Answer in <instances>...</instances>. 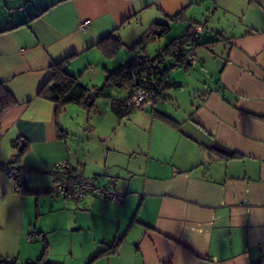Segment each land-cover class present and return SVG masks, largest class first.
Wrapping results in <instances>:
<instances>
[{
	"label": "crops",
	"instance_id": "obj_1",
	"mask_svg": "<svg viewBox=\"0 0 264 264\" xmlns=\"http://www.w3.org/2000/svg\"><path fill=\"white\" fill-rule=\"evenodd\" d=\"M194 1L0 0V82L16 100L0 115V164L27 171L18 186L0 167V258L13 262L0 264L30 263L32 250L43 244L49 250L50 232L81 238L85 230H98L99 214L106 220L99 250L117 243L113 257L129 251L116 264L264 261V0H211L207 17L220 18L215 36L201 42L217 41L197 48L193 67L210 60L200 49L212 51L222 41L223 51L212 60L218 61L217 81L186 116L170 113L164 96L151 117L141 109L124 117L134 119L130 124L115 118L107 100L104 116H90L95 103L88 109L91 129L79 138L68 112L79 117L83 106L69 103L61 114L38 96L51 64L72 54L65 71L100 86L108 71L130 60L114 65L116 54L106 56L100 39L113 34L125 44L126 35L116 32L127 24L132 33L143 32L137 20L147 9L164 22L187 7L185 31L190 20L198 22L188 16ZM85 19L90 24L82 29ZM111 91L119 98L121 90ZM59 161L122 192L124 204L92 195L76 204L53 195L49 171Z\"/></svg>",
	"mask_w": 264,
	"mask_h": 264
},
{
	"label": "trees",
	"instance_id": "obj_2",
	"mask_svg": "<svg viewBox=\"0 0 264 264\" xmlns=\"http://www.w3.org/2000/svg\"><path fill=\"white\" fill-rule=\"evenodd\" d=\"M186 9L187 7L181 8L171 15L169 19L174 21L186 20ZM190 21L191 23L181 35L172 38L154 56H151L148 53L145 46L146 41L160 40L170 32V25L167 22H153L150 24L138 39L128 47L129 50L135 52L130 60L117 66L115 69L108 71L104 82L100 86L85 85L80 82L78 76L71 75L65 71L64 67L69 62L70 58L74 56L73 54L55 61L51 64L52 73L48 80L40 87L38 96L54 102L58 112L62 111L69 103H77L86 109H90L97 98L104 96L108 97L110 110L117 118L128 117L135 108L126 105V100L135 93L137 89H148L159 99H162L164 98L163 94L165 89L177 86L176 82L172 81L170 78V66L176 64L178 67H183L184 69L190 67L188 62L182 56V51L185 45L191 40V26L194 23H200L194 22V20ZM203 26L205 29V25ZM204 29L202 33L204 32ZM202 33L199 42L196 44V57L197 48L201 44L205 45L217 41L216 39L201 42ZM98 45L103 46L104 54L110 57L124 44L118 36L109 34L104 36L103 39H100ZM111 88L124 91L126 96L124 98H118L105 95L104 91ZM15 104L16 100L12 93L0 82V115L3 110L12 107ZM159 117L175 126L178 123L167 115L161 114ZM16 146L18 145L16 144ZM23 150L24 147H19L20 153ZM117 245V243H114L107 246L95 257L104 253L116 252ZM37 260L38 261L35 263L27 264H52L47 260L44 261L45 259L43 260V257ZM0 263L13 262L0 258Z\"/></svg>",
	"mask_w": 264,
	"mask_h": 264
},
{
	"label": "rangeland",
	"instance_id": "obj_3",
	"mask_svg": "<svg viewBox=\"0 0 264 264\" xmlns=\"http://www.w3.org/2000/svg\"><path fill=\"white\" fill-rule=\"evenodd\" d=\"M139 2V1H137ZM153 11L144 10L141 15L138 16V24L144 25L145 30L150 26V23L153 19L157 17L154 11V9H151ZM211 12L214 10L213 8V2L211 0H195L193 5L188 11V16H192L195 18L198 22L205 25L204 32L202 33V38H208V37H214L213 34V27L217 26V20L219 15L215 13L214 17L208 18L207 16L210 15ZM16 11H13L12 13H15ZM208 18V19H206ZM155 21V20H153ZM156 22V21H155ZM167 22L170 25V32L166 34L164 37H162L160 40L157 41H146L145 46L148 51V53L151 56H154L156 53H158L172 38L179 36L181 33L184 32V29L187 26L186 21H180V22H173L169 20H164V23ZM162 23V22H161ZM131 24H136V20L134 19ZM128 24L124 25L122 29H120L116 34L120 35H126L127 39L125 40V44L120 47L115 52V62L114 65H118L120 59H124L127 61V59H130L133 56L134 51L129 50V46L132 45L133 42H135L138 37L142 34V32H133L131 30H128ZM126 29V31H125ZM142 31V30H141ZM132 39V40H130ZM223 44L222 41H218L214 43V45L211 47L212 51H208L207 48L200 49V51L205 52L207 51V54L210 57V60L204 64L201 68L198 64L197 67H189L188 69H184L182 67H173L170 69V77L172 81L176 82V84H179V86L171 87L164 90V96H168V98H165V102L167 106L169 107V112L172 114L178 115V117L186 116L192 109L193 105H195L198 101V98L200 97V94L207 91L209 85L212 86L213 83L217 81V70H218V61L213 62L212 60L216 59V55H219L220 52L223 50ZM202 48V47H201ZM106 94L113 96V92L110 90L106 91ZM117 96L119 98L124 96V93L122 91H119L117 93ZM108 97H99L95 101V109L92 110L93 114L99 113L101 116L102 109L104 106L106 107ZM103 107V108H102ZM136 109V108H135ZM65 110V109H64ZM64 110L60 111L61 114H64ZM81 113L79 114V117L77 114H74L73 111H69L68 119H74L77 120V124H71V130L75 132L77 137H81L85 132L89 131L87 129H91V120L90 116L88 115V109L82 107ZM135 112H138L137 110ZM146 113L145 111H141ZM147 114V113H146ZM151 117V113H148ZM103 115V113H102ZM66 116V115H65ZM104 116V115H103ZM115 116V115H114ZM116 118V116H115ZM126 119V118H122ZM108 120V119H107ZM134 119L130 117L129 119H126V122H130L132 124ZM73 121V120H72ZM137 122V121H136ZM140 125V124H139ZM141 126V125H140ZM140 130H143L140 128ZM136 129V127L132 126ZM138 130L140 136H146L147 132ZM100 217L99 222L97 221L98 230L94 231H83L81 234V238L79 237H71L69 234H67L65 231H53L50 232L49 235L47 234V241L49 244V250H46V244H43L42 248L40 250H32L34 256H36V259L32 260L30 263H35L38 261L37 259L42 258L44 261H48L52 264H116L115 261H122L124 256L129 252L128 250H121V255H117L113 257V254L110 253H104L101 254L99 257H95L97 253H99V249H102V245L99 243L101 240L100 233L102 230L101 227L106 224V220L101 218V215H98ZM99 236V237H97ZM121 233L118 234V238H120ZM117 238V239H118ZM42 239H37L34 242H38ZM80 241V243H79ZM71 243V245H69ZM80 244V246H79ZM95 259L93 262H91V259ZM42 260V259H41ZM91 262V263H90ZM39 263V262H38Z\"/></svg>",
	"mask_w": 264,
	"mask_h": 264
},
{
	"label": "built area",
	"instance_id": "obj_4",
	"mask_svg": "<svg viewBox=\"0 0 264 264\" xmlns=\"http://www.w3.org/2000/svg\"><path fill=\"white\" fill-rule=\"evenodd\" d=\"M89 24L90 19H85L80 23V27L85 29ZM203 29L204 26L200 23H194L191 26V40L182 51V56L190 67H193L196 63V44L199 42ZM173 67L178 66L173 64L170 69ZM159 100L152 91L139 88L127 98L126 105L136 109L147 110L153 114ZM0 167L7 176L17 182L18 186L24 185L25 177L27 176L26 170H18L13 165L3 163L0 164ZM49 177L51 193L55 196H61L66 201H72L77 204L87 196L92 195L119 205L124 204L125 195L122 192L98 183L95 176L72 173L68 163L65 161L56 162L49 171ZM33 236L34 233L29 234L28 240H31ZM255 264H264V261Z\"/></svg>",
	"mask_w": 264,
	"mask_h": 264
}]
</instances>
